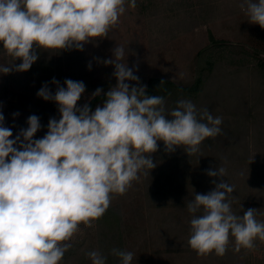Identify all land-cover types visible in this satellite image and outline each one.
Segmentation results:
<instances>
[{
	"label": "rangeland",
	"instance_id": "1",
	"mask_svg": "<svg viewBox=\"0 0 264 264\" xmlns=\"http://www.w3.org/2000/svg\"><path fill=\"white\" fill-rule=\"evenodd\" d=\"M241 2L137 0L134 9L125 5L106 37L93 38L82 50L37 49L38 59L29 70L0 73V113L13 139L28 127L30 115L38 116L41 124L34 139L46 134L51 118L60 119L57 103L37 96L45 82L55 94L53 78L65 88L66 79L82 81L85 92L78 106L91 102L97 88L106 94L114 87L115 67L104 61L114 59L117 46L124 48L121 62L139 77L125 81L130 86H146V91L153 79L183 87L202 76L196 94L164 97L166 114L184 99L198 111L207 108L213 117H222L221 132L205 138L194 154L184 146L166 151L163 141H157V151L150 154L155 167L142 170L123 195H113L109 208L91 226L80 225L60 264H92L86 256L90 251L104 255L106 264H121L111 254L113 248L132 252L131 264H264V242L258 239L253 250L236 252L230 236L223 256H200L188 244L190 221L202 213H190L187 205L221 180L209 176V170L226 169L222 179L233 187L227 200L234 214L253 208L256 219L264 221V70L259 66L264 62V28L249 22ZM12 62L22 61H13L0 43V65ZM159 88L157 84L152 91L162 96ZM97 106L103 102L92 110Z\"/></svg>",
	"mask_w": 264,
	"mask_h": 264
},
{
	"label": "clouds",
	"instance_id": "2",
	"mask_svg": "<svg viewBox=\"0 0 264 264\" xmlns=\"http://www.w3.org/2000/svg\"><path fill=\"white\" fill-rule=\"evenodd\" d=\"M126 4L134 9L137 0H0V43L13 61H22L0 65V73L29 70L37 49L82 50L93 38L106 37ZM239 7L250 23L264 28V0H242ZM113 53L114 59L104 63L114 65L117 83L94 111L77 104L85 92L82 81L66 79L65 88L53 78L55 94L45 82L37 96L55 101L60 119L49 120L42 138H33L41 128L38 116L30 115L28 127L13 139L0 113V264H60L80 225L91 226L113 195H123L142 170L155 167L150 154L157 151V141L169 152L184 146L190 155L205 138L221 132L222 117L207 108L198 111L191 100H178L166 114L164 97L125 82L139 77L121 62L124 48L117 46ZM207 174L221 180L187 205L190 213H202L190 221L189 246L200 256H223L231 236L234 251L253 250L257 239L264 242V221L256 219L253 208L233 213L227 200L233 187L222 179L224 167ZM111 254L121 264L133 259L132 252L115 248ZM86 256L92 264H106L98 251Z\"/></svg>",
	"mask_w": 264,
	"mask_h": 264
},
{
	"label": "trees",
	"instance_id": "3",
	"mask_svg": "<svg viewBox=\"0 0 264 264\" xmlns=\"http://www.w3.org/2000/svg\"><path fill=\"white\" fill-rule=\"evenodd\" d=\"M259 66L261 70H264V62H261ZM157 84L158 86L160 84L159 90L163 97H165L168 93H176L174 95L179 94L180 96H192L193 94H196L201 90V86L203 84V78L202 76H199L190 86H183V87L177 86L170 81H164L163 83H161V81H157V80L154 81L153 79H151L149 80V84H148L149 87L146 90V94L149 96L157 95L152 91V89L156 87ZM105 98H106L105 94H100L98 96H95L91 100V102L88 103L91 110L93 109L96 103L98 104L100 102H103Z\"/></svg>",
	"mask_w": 264,
	"mask_h": 264
}]
</instances>
